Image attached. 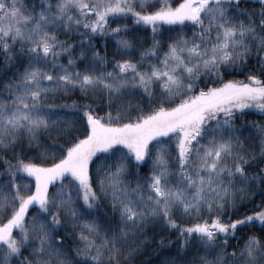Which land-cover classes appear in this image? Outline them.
Wrapping results in <instances>:
<instances>
[{"label":"snow or ice","instance_id":"1","mask_svg":"<svg viewBox=\"0 0 264 264\" xmlns=\"http://www.w3.org/2000/svg\"><path fill=\"white\" fill-rule=\"evenodd\" d=\"M0 264H264V0H0Z\"/></svg>","mask_w":264,"mask_h":264},{"label":"trees","instance_id":"2","mask_svg":"<svg viewBox=\"0 0 264 264\" xmlns=\"http://www.w3.org/2000/svg\"><path fill=\"white\" fill-rule=\"evenodd\" d=\"M252 119H259V117H251Z\"/></svg>","mask_w":264,"mask_h":264}]
</instances>
